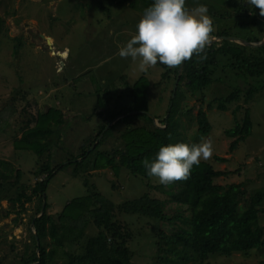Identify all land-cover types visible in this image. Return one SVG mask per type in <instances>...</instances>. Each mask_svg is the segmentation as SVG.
Returning <instances> with one entry per match:
<instances>
[{
    "label": "trees",
    "instance_id": "1",
    "mask_svg": "<svg viewBox=\"0 0 264 264\" xmlns=\"http://www.w3.org/2000/svg\"><path fill=\"white\" fill-rule=\"evenodd\" d=\"M214 1L227 8L221 11ZM152 2L153 0H133L129 7L135 12L143 13ZM201 3L207 5L208 14L214 17L216 27L217 22L223 20V27L218 26L212 34V37L220 40L208 44L204 53L194 55L184 62L178 86L169 97L168 110L154 115L155 118L149 115L151 111L148 97L154 91V84L142 76L127 91L132 95L130 104H124L122 108L116 105L108 113L101 114L99 108L106 106L107 101L99 98L91 116H96L97 113L103 115L105 124L100 125L96 135L86 138L88 141L94 137L90 140L93 143L81 145V151L77 155L71 153L68 157L64 152L66 159L61 162H58L55 154L62 148L68 128L70 130L77 127L80 122L76 119L78 114L72 115L69 121L61 108L51 106L46 112L39 111L32 115L29 122L21 128L22 136L16 137L13 145L17 150L35 153L39 159L46 157L42 160L43 164L34 171L36 177L45 178L38 180L34 186L24 184L14 192L20 184L22 173L18 171L16 180L10 182L14 168L9 161L0 158V203L3 200L8 202L5 217L13 213L21 216L25 203L31 202L34 197L39 199L36 213L31 218L32 228L36 233L31 232L32 244L28 245V250L22 255L19 264L61 263V260L62 264H134V252L128 245L133 238L132 232L129 229L124 230L122 224L114 219V203L101 194L72 199L58 213L57 220L48 213L49 182L60 170L69 166L75 167V177L89 169L90 165L93 169L111 168L116 173L121 167H125L131 174L145 178L148 187L163 194L164 198L145 195L122 206L126 213L171 223L177 227L172 232L162 230L157 234L155 245L161 264H203L213 254L231 256L236 252L248 253L264 249V228L259 223L260 214L264 212V187L248 192L244 183H216L217 178L228 175V172L216 169L210 159L202 160L198 166L194 165L187 180L167 185L148 176L142 164L144 158H153L163 144L178 141L192 143V140L211 134L213 124L209 113L200 108L193 119L197 124V133L190 137L181 111V103L186 96L185 85L196 94L212 85L216 76L232 74L242 78L244 86H233L228 95L216 97L208 103L209 111L217 109L221 112L228 111L233 103L238 104L237 108H242V104L239 105L241 101L248 104L258 92L264 90V45L248 47L240 42L221 39L240 36L251 42L264 40V15L260 14L259 8L249 5L248 0H186L188 8ZM234 14H239L241 20H232L235 22L232 24L228 18ZM240 28L244 31H240ZM159 65L164 66L160 63ZM180 67L181 65L176 66L175 71L162 76L163 91L169 80L177 79ZM218 79L221 80V77ZM139 82L143 83L140 85ZM74 104V100L67 102V106L71 108ZM4 110H0V131L6 130L8 121ZM12 111L10 109L9 117ZM120 115L124 117L108 126ZM141 118L145 120L144 124L131 123L132 120ZM155 119H159L161 125H157ZM87 121L79 125L89 124ZM122 124L126 126L119 135L121 147L114 152L99 149ZM64 125H67L66 129ZM252 133L253 121L250 108L247 107L243 119L238 120L236 117L235 125L225 131L228 137L234 138L230 149L237 150ZM95 142L96 148L93 149L91 147ZM214 160L226 161V158L214 154ZM169 204L176 206L173 214L166 212ZM91 223L98 228L95 234H88ZM73 244L79 245V252L68 248ZM261 264H264V260Z\"/></svg>",
    "mask_w": 264,
    "mask_h": 264
},
{
    "label": "rangeland",
    "instance_id": "2",
    "mask_svg": "<svg viewBox=\"0 0 264 264\" xmlns=\"http://www.w3.org/2000/svg\"><path fill=\"white\" fill-rule=\"evenodd\" d=\"M131 1L133 0H0V110H4L2 107L8 108L4 110L8 115L6 130L0 131V158L9 161L14 168L10 182L16 180L18 171L22 173L20 184L14 192L24 184L34 186L38 180L45 178L36 177L34 171L43 164L42 160L46 157L39 159L35 153L17 150L13 145L14 139L22 136L21 128L39 111L46 112L51 106H56L62 109L69 121L72 115L78 114V125L88 120L89 124L82 123V126L77 125L66 131L62 148L55 154L58 162H61L68 154H79L81 145L93 143L90 140L94 137L88 141L86 138L96 135L100 125L105 124L101 114L108 113L116 105L122 108L124 104H130L132 95L127 91L142 76L154 84V91L148 97L151 111L149 115H159L168 110L169 97L173 95L176 80H169L163 91L162 76H166L167 72L172 73L176 68L160 66L157 63L141 70L138 60L121 58L118 54L119 48L135 34L136 23L142 15L129 7ZM213 3L221 11L227 8L224 4H217L215 1ZM232 20L239 22V14L228 18L230 23L235 24ZM213 22L215 24L214 19ZM217 24L222 28L223 20ZM217 27L214 25L215 30ZM240 31L244 30L240 28ZM51 37H55L56 44ZM46 39L50 41L51 47H48ZM211 39L219 40L212 36ZM49 48L55 55L50 54ZM57 49L64 51L59 52ZM142 83L139 82L140 85ZM127 84H130L129 87ZM236 85L244 86V82L242 78L232 74L216 76L212 85L196 94L185 85L186 96L181 103V111L191 138L197 133V124L193 119L199 109L209 113L213 124L211 134L192 140V143L202 140L213 142L214 151L209 159L216 169L228 172V175L217 178L216 183H244L246 190L250 192L264 187V90L258 92L248 104L241 101L239 105L242 104V108H237L238 104L233 103L226 112L208 110L211 100L228 95ZM100 97L107 101V105L99 108L101 114L91 116ZM70 100L75 102L71 105L72 108L75 106L74 110L67 106ZM247 107L251 111L253 133L237 150L232 151L230 145L234 138L228 137L225 131L235 125L236 117L238 120L243 119ZM10 109L14 112L9 117ZM122 117L124 115L116 118L119 120ZM155 122L161 125L159 119H155ZM131 123L144 124L145 120L134 119ZM125 126L126 124L119 126L114 135L99 146V149L114 152L120 148L119 135ZM64 127L66 129L67 125ZM96 144L97 142L92 145L95 146L93 149ZM214 154L226 158V161L217 162ZM56 164L55 161L54 165ZM91 166L77 177L73 175V166L57 173L47 188L50 204L48 213L57 220L58 213L72 199L101 194L114 203V219L122 224L124 230L129 229L132 232L133 238L128 245L134 252V264H161L155 245L157 234L162 230L172 232L177 227L171 223L126 213L122 206L145 195L164 198L163 194L148 187L145 178L131 174L125 167H121L116 173L111 168L93 169ZM38 204L39 199L34 197L31 202L25 203L21 216L13 213L5 217L8 202L1 201L0 264H19L22 255L28 250V245L31 246V232H35L31 218L35 215ZM175 211V204L166 207L168 214ZM259 223L264 228V212L260 214ZM97 232L98 228L91 223L88 234ZM78 246L73 244L68 248L79 252ZM263 260L264 249L248 253L236 252L231 256L213 254L203 264H261ZM60 262L50 264H62L63 260Z\"/></svg>",
    "mask_w": 264,
    "mask_h": 264
},
{
    "label": "clouds",
    "instance_id": "3",
    "mask_svg": "<svg viewBox=\"0 0 264 264\" xmlns=\"http://www.w3.org/2000/svg\"><path fill=\"white\" fill-rule=\"evenodd\" d=\"M248 2L264 15V0ZM214 30L206 4L189 9L186 0H153L137 21L135 34L119 48L118 54L138 60L141 70L158 62L172 68L204 53ZM213 151L211 140L178 141L161 145L155 156L144 158L142 164L148 176L167 185L187 180L193 166L208 160Z\"/></svg>",
    "mask_w": 264,
    "mask_h": 264
},
{
    "label": "water",
    "instance_id": "4",
    "mask_svg": "<svg viewBox=\"0 0 264 264\" xmlns=\"http://www.w3.org/2000/svg\"><path fill=\"white\" fill-rule=\"evenodd\" d=\"M43 36V35H42ZM44 37V36H43ZM223 38H226V39H228V40H231V41H236V42H240V43H242V44H244V45H246V46H253V47H256V46H261V45H264V40H262V41H259V42H251V41H247L246 39H243V38H238V37H222L221 39H223ZM47 40V43H48V46L49 47H51V45H50V41L48 40V39H46ZM217 39H214V40H210L209 41V43L208 44H212L214 41H216ZM220 40V39H219ZM185 62V61H184ZM184 62H182V64H181V67H180V69H179V73H178V76H177V79H176V85H175V89L177 88V86H178V83H179V80H180V76H181V73H182V68H183V66H184ZM152 117H154V116H152ZM155 118V117H154ZM116 120H118V118H115L114 119V121H116ZM113 121V122H114ZM112 122V123H113ZM111 123V124H112ZM110 124V125H111ZM100 138H101V136H100ZM99 138V139H100ZM98 139V140H99ZM95 146H92L91 148H94ZM44 205H45V202H44ZM35 233H36V231H35Z\"/></svg>",
    "mask_w": 264,
    "mask_h": 264
},
{
    "label": "crops",
    "instance_id": "5",
    "mask_svg": "<svg viewBox=\"0 0 264 264\" xmlns=\"http://www.w3.org/2000/svg\"><path fill=\"white\" fill-rule=\"evenodd\" d=\"M63 11H64V10H63ZM51 38L53 39V42H54V44H56L57 42H56V39H55V37H51ZM48 47H49V46H48ZM65 48H68V47H65ZM54 49H55V48H54ZM49 50H50V54H51V55H55V53H54V51H53V50H51L50 48H49ZM57 50H60L59 52H62V51H64V49H62V50H61V49H57ZM57 53H58V52H57ZM59 54H61V53H59ZM98 102H99V101H97V102H96V105H95V107H97V105H98ZM95 107H94V108H95Z\"/></svg>",
    "mask_w": 264,
    "mask_h": 264
}]
</instances>
